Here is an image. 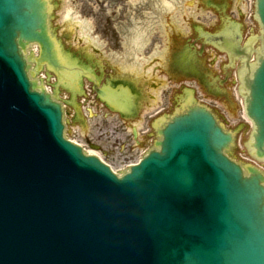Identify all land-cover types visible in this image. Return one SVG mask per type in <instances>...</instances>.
Returning <instances> with one entry per match:
<instances>
[{
    "label": "water",
    "instance_id": "obj_1",
    "mask_svg": "<svg viewBox=\"0 0 264 264\" xmlns=\"http://www.w3.org/2000/svg\"><path fill=\"white\" fill-rule=\"evenodd\" d=\"M51 10L48 0H0V264H264V177L253 168L244 177L226 157L232 135L205 107L174 116L159 130L160 149L122 178L64 139L63 107L30 81L35 56L24 55L37 43L41 59L59 68ZM257 14L264 31V0ZM246 81L263 157L264 32ZM74 99L68 106L83 130ZM235 129L238 147L243 122Z\"/></svg>",
    "mask_w": 264,
    "mask_h": 264
},
{
    "label": "rangeland",
    "instance_id": "obj_2",
    "mask_svg": "<svg viewBox=\"0 0 264 264\" xmlns=\"http://www.w3.org/2000/svg\"><path fill=\"white\" fill-rule=\"evenodd\" d=\"M82 1L83 0L61 1V7L58 12L59 15L55 20V27L59 33L58 36L63 39L67 48H70L72 52L76 53L77 55L79 54L78 49H82L84 47V41L80 39L81 34L79 29L73 30V28L66 26L63 22L64 14L69 8L71 9L73 15L77 14L80 18L91 21L93 26L91 29V36L96 38L97 41L103 43V46L98 48V50L93 49L99 59L108 60L106 65H114V67L119 68L121 61H116V57L118 58L119 56L121 58L123 55H125L129 47L127 45L126 36H119V34H117L116 26H113V21L116 20V18H119L118 13L112 12L111 9H106L104 6H101V3H95V0H91V5L83 9ZM123 5L124 3H122L121 6ZM247 9L248 8L243 7L244 12L242 21L245 23L243 27L244 38H248L250 36V31L253 29L254 34H260V29L256 20L251 21L249 17L251 11ZM184 14L187 16L191 15L190 12H187V10L184 12ZM120 19H123V17L120 16ZM158 44H162V46L165 44L168 45V39H163L162 41V39L160 40L159 38H156L155 41L149 46L150 53L146 61L144 60V55L142 54L141 57L143 60H138V58H136L137 60H129V63L134 61H142L144 63V61L147 62L149 59H154L156 55L151 54V52ZM210 52L212 55L215 54L218 60L221 59V57L224 58L222 52L215 51L211 47ZM113 58L116 60L114 61ZM124 62H128L127 58ZM156 64L160 65V62L157 61ZM236 70L237 69H232V71H229L231 80L235 79ZM217 72H219L218 67ZM107 73L112 72L107 70ZM219 74L220 73H217V75ZM198 88V96L200 98L205 97L206 95L203 94L202 88ZM59 90L61 91L60 99H65L68 97L64 87H59ZM228 91L231 94L229 95L231 97L230 100L235 99V104H228L225 99H215V101L212 102V106L216 111L219 112V116L222 120L224 118L226 119V126L228 128L235 129L243 122L244 129H238L239 146L235 149L237 158L243 159L241 152H247L245 141L248 132L252 131V124L248 122L244 114L241 99L237 96L235 85L229 87ZM166 94L168 95H164V99H170L171 90L169 89V92ZM92 95L93 93L91 92V96H89L90 99L92 98ZM75 98L78 102L83 117L87 119L89 127L82 130L81 122L75 124V108L67 105L66 109L68 123L66 129L68 130V137L84 144L87 150L99 153L113 167V169L116 171H121L124 166L129 164L131 161H136L138 158H140L141 154H144L149 149L154 135L151 131L149 140L147 139L148 137L146 138L147 140L145 139L144 132L150 130V124L147 121L149 118H146L150 114L149 107L147 108V105L143 104L144 110L140 111L137 121L134 122L132 120L124 121L119 116L99 107V109L95 107H89L92 106L91 101H88V104L86 101V107H83L85 104L82 102V97L78 94L75 95ZM174 103L175 102H173V105ZM145 118L146 121L144 122ZM133 127L137 130L136 137L133 134ZM259 164L262 166L263 163L259 162Z\"/></svg>",
    "mask_w": 264,
    "mask_h": 264
},
{
    "label": "bare ground",
    "instance_id": "obj_3",
    "mask_svg": "<svg viewBox=\"0 0 264 264\" xmlns=\"http://www.w3.org/2000/svg\"><path fill=\"white\" fill-rule=\"evenodd\" d=\"M170 6H171V3L167 2V7H170ZM69 11L70 10L68 9L66 17H69ZM77 18H78L77 25L79 26L78 28H79L80 34L84 36L85 38L88 37L89 24L84 20H80L79 17ZM132 71H135V70H132Z\"/></svg>",
    "mask_w": 264,
    "mask_h": 264
},
{
    "label": "flooded vegetation",
    "instance_id": "obj_4",
    "mask_svg": "<svg viewBox=\"0 0 264 264\" xmlns=\"http://www.w3.org/2000/svg\"><path fill=\"white\" fill-rule=\"evenodd\" d=\"M101 1L103 2L104 0H101ZM106 2H107V4L114 6V8H118L120 5V0H106ZM128 6H129V4H128ZM124 16L129 18V16H127V15H124ZM117 21L120 23L124 22V21H120V20H117Z\"/></svg>",
    "mask_w": 264,
    "mask_h": 264
}]
</instances>
